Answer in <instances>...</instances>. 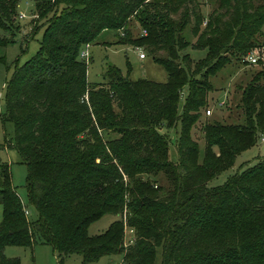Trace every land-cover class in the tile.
Wrapping results in <instances>:
<instances>
[{
  "label": "trees",
  "instance_id": "obj_1",
  "mask_svg": "<svg viewBox=\"0 0 264 264\" xmlns=\"http://www.w3.org/2000/svg\"><path fill=\"white\" fill-rule=\"evenodd\" d=\"M20 1L0 0V29H13ZM32 1L45 18L43 33L8 81L0 117L15 126L35 215L0 158V264H23L4 254L7 246L36 243L51 246L57 264L74 253L83 264L115 255L120 262L108 264H264V156L223 184L206 185L263 133L264 71L239 87L240 122L206 121L202 152L192 137L211 77L261 46L264 0H215L206 16L198 0ZM103 30L145 48L166 81L131 80L111 64L106 83H89L79 54ZM189 46L204 54L193 61L182 52ZM171 129L177 161L169 158ZM105 214L119 218L88 234Z\"/></svg>",
  "mask_w": 264,
  "mask_h": 264
},
{
  "label": "rangeland",
  "instance_id": "obj_2",
  "mask_svg": "<svg viewBox=\"0 0 264 264\" xmlns=\"http://www.w3.org/2000/svg\"><path fill=\"white\" fill-rule=\"evenodd\" d=\"M261 0H256L259 3ZM201 11L206 16L217 5L215 0H198ZM18 16L13 29H0V38L12 40L7 45H0V110L5 108L6 91L8 81L13 76L16 68L24 64L31 56L35 54L39 47V41L43 33V23L45 18H41L34 9L32 0H21L18 7ZM21 14H24V16ZM51 15V13L49 14ZM189 25L185 31L186 37L190 42L195 38L190 32ZM264 28V26H263ZM262 28V31H263ZM132 32L134 35L140 34L141 27L136 21H132ZM118 34L120 31L103 30L90 44L89 59L87 61V81L89 83H106L107 68L112 64L116 66L122 75L128 76L131 80L141 78L165 82L167 72L158 63L154 62L145 48L135 49L128 43H119ZM258 41L263 46V35L257 36ZM3 41V39H1ZM144 52L146 58H139V53ZM182 52H188L193 61L199 59L204 53L190 46ZM162 53V52H160ZM264 71V62L260 65H249L242 60L232 61L224 66L215 76L211 77L213 90L207 97V105L201 110V116L198 123L192 130V137L199 141L200 151L204 148V139L202 126L206 121L218 120L225 123H236L242 120L243 114L238 107L241 90L239 87L245 86L256 71ZM185 92V89H184ZM184 93L180 99V107L183 104ZM206 109H210L211 114L206 115ZM163 131H166L163 129ZM171 141L169 143V158L177 161V151L175 147L173 130L167 132ZM261 133L258 136L255 145L237 155L234 164L210 179L206 185L213 187L223 184L228 177L244 168L253 165L259 158L264 156V141H261ZM114 136V135H113ZM15 126L11 121H4L0 117V158L2 161L10 164L13 184L16 187L23 203L27 205L28 211L32 216L35 215L33 208L28 203V191L26 188L27 166L22 161V157L14 146ZM164 182L163 180H160ZM119 216L105 214L98 220L93 221L88 226V234L95 235L102 233L113 221ZM3 219V207L0 204V222ZM130 229L125 231V240L131 238ZM7 257H18L23 264H57L58 254L53 251L52 247L46 244L36 243L32 247L7 246L4 250ZM122 257L102 256L96 262L87 264H108L111 260L115 263L120 262ZM64 264H83L82 256L79 254H70L64 258Z\"/></svg>",
  "mask_w": 264,
  "mask_h": 264
},
{
  "label": "built area",
  "instance_id": "obj_3",
  "mask_svg": "<svg viewBox=\"0 0 264 264\" xmlns=\"http://www.w3.org/2000/svg\"><path fill=\"white\" fill-rule=\"evenodd\" d=\"M24 16V14H21V16ZM120 34L123 35L124 32L120 31ZM142 34H146V31L143 30ZM263 37H264V28H263ZM89 47H90V43H86L81 51H80V58L84 59L86 62L89 59ZM135 49H140V47H135ZM139 58L144 59L146 58V55L144 52H140L139 53ZM243 62H246L249 65H260L261 62H264V47L263 46H258V47H253L252 49H250L246 55L243 58ZM85 99H87V96H85ZM1 112V110H0ZM206 115H210L211 111L210 109H206L205 111ZM261 141H264V134L261 136ZM28 213V211H27ZM132 231V230H130ZM131 242V240H129Z\"/></svg>",
  "mask_w": 264,
  "mask_h": 264
}]
</instances>
